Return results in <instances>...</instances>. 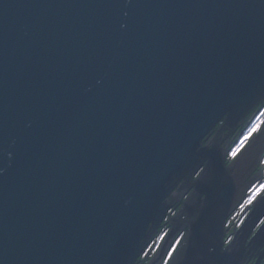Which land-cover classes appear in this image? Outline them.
<instances>
[{"label": "water", "instance_id": "95a60500", "mask_svg": "<svg viewBox=\"0 0 264 264\" xmlns=\"http://www.w3.org/2000/svg\"><path fill=\"white\" fill-rule=\"evenodd\" d=\"M262 104L264 0H0V264H242Z\"/></svg>", "mask_w": 264, "mask_h": 264}, {"label": "flooded vegetation", "instance_id": "af4514ba", "mask_svg": "<svg viewBox=\"0 0 264 264\" xmlns=\"http://www.w3.org/2000/svg\"><path fill=\"white\" fill-rule=\"evenodd\" d=\"M261 113H264V104L260 105L247 119L245 124L242 127H239L236 129L235 132H233L230 136V142H231V147L230 150L232 151L233 148H235L239 143L242 135L247 131L249 126L251 125L252 121L259 117ZM263 116V122H264V115ZM263 123L261 124L262 127ZM258 133V132H257ZM255 133V134H257ZM254 134V135H255ZM253 135V136H254ZM252 137V136H251ZM251 138H249L246 142V144L249 142ZM243 148V147H242ZM241 148V149H242ZM239 153V152H238ZM237 153V154H238ZM236 154V155H237ZM234 157L229 154L228 160H232ZM264 155L262 159L260 160L257 169L253 172L250 180L252 182L251 186L247 190L244 198L240 202V204L236 207V209L230 214V216L227 219L226 222V233H225V240L226 244L231 243L233 240L236 238H240L242 235V230L246 227V225L250 222L251 220V215L253 214V209H254V202L256 201L257 198L260 196L264 195V191H261L259 194H257L256 198L253 200L251 204H247L246 201L248 198L252 195L254 192L255 188L259 187L260 185H264ZM255 185V187H253ZM251 190V191H250ZM241 205H244L242 208ZM177 208L171 209L166 217V219L163 222V226L160 229V233L154 243L151 245H154L156 242V249L159 247L161 241L165 237L166 233L169 230L168 226V218L169 216H172L176 213ZM252 224H249L251 228H247L245 231L244 235L247 239V243L245 245V250H244V255H243V263L242 264H264V214L261 217V219L254 223L252 221ZM184 232H181L177 235L173 248L171 249V254L173 253L174 249L180 242L181 238L183 237ZM258 236V237H257ZM257 237V238H256ZM256 240V242H254ZM154 249V248H153ZM152 249V250H153ZM155 249V250H156ZM151 250V251H152ZM149 253V249L146 250V252L142 255V259H140V262L138 264H144V261H148L149 257L154 252ZM171 255H168V259L170 258Z\"/></svg>", "mask_w": 264, "mask_h": 264}, {"label": "snow or ice", "instance_id": "6c2138e0", "mask_svg": "<svg viewBox=\"0 0 264 264\" xmlns=\"http://www.w3.org/2000/svg\"><path fill=\"white\" fill-rule=\"evenodd\" d=\"M261 115H264V113H261ZM257 121H259V117L257 118ZM261 123L264 122H253L252 125L247 129V131L242 135L240 139V143L232 149L230 155L235 157L236 154L241 150L242 147H244L245 142L254 134L260 131L261 129ZM264 163V161H262ZM255 187V185L253 186ZM251 191V190H250ZM260 191H264V185H260L256 192H253L252 195L248 198L246 201L247 204H251L253 200L256 198L257 193ZM243 208L244 205H241ZM169 255H171V252H169Z\"/></svg>", "mask_w": 264, "mask_h": 264}, {"label": "rangeland", "instance_id": "374dc122", "mask_svg": "<svg viewBox=\"0 0 264 264\" xmlns=\"http://www.w3.org/2000/svg\"><path fill=\"white\" fill-rule=\"evenodd\" d=\"M257 118H258V116H257ZM257 118H256L255 120H253L252 123H253V122H263V116H262V115H259V121H257ZM252 123H251V125H252ZM261 124H262V123H261ZM251 125H250V126H251ZM250 126H249V127H250ZM244 145H245V144H244ZM230 153H231V150H230L229 154H230ZM258 188H259V187L255 188L254 192H256ZM260 192H261V191H260ZM260 192H258L257 194H259ZM156 244H157V242L154 244V249H153L151 252H155V251H156V250H155V249H156ZM157 248H158V247H157Z\"/></svg>", "mask_w": 264, "mask_h": 264}, {"label": "trees", "instance_id": "16d2710c", "mask_svg": "<svg viewBox=\"0 0 264 264\" xmlns=\"http://www.w3.org/2000/svg\"><path fill=\"white\" fill-rule=\"evenodd\" d=\"M140 259H142V257H141ZM144 262H145L144 264H146V263H147V260H146V261H144Z\"/></svg>", "mask_w": 264, "mask_h": 264}, {"label": "bare ground", "instance_id": "6f19581e", "mask_svg": "<svg viewBox=\"0 0 264 264\" xmlns=\"http://www.w3.org/2000/svg\"><path fill=\"white\" fill-rule=\"evenodd\" d=\"M228 161H229V160H228ZM230 161H231V160H230ZM172 248H173V247H172ZM174 250H175V249H174ZM173 252H174V251H173ZM171 255H172V254H171ZM167 261H168V260H167ZM167 261H166V262H167Z\"/></svg>", "mask_w": 264, "mask_h": 264}]
</instances>
